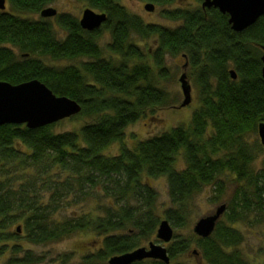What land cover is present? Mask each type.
Here are the masks:
<instances>
[{
  "label": "trees",
  "instance_id": "trees-1",
  "mask_svg": "<svg viewBox=\"0 0 264 264\" xmlns=\"http://www.w3.org/2000/svg\"><path fill=\"white\" fill-rule=\"evenodd\" d=\"M78 1L106 14L99 29H83L70 14L42 18L55 0H9L10 11H0V81L38 80L80 104L81 112L71 119L83 122L63 132L55 131L62 121L38 129L0 127V256L10 252L4 264L44 263L45 256L23 248L20 240L45 246L80 232L100 242L75 264H108L113 256L144 247L162 220L155 212L157 193L143 176L167 179L173 207L162 216L181 228L188 223V204L204 188L212 187L216 201L223 197L225 174L237 183L224 203L226 222L221 217L207 238L196 235L193 254L205 264H251L238 248L243 236L233 223L264 222V161L255 166L264 149L253 139L264 123V16L235 32L227 15L193 0L194 8L163 10L176 24L167 27L145 23L117 0ZM141 1L167 7L178 0ZM102 32L110 36L108 56L98 42ZM151 39L153 49L138 44ZM176 58L187 64V78L197 90L199 105L189 125L126 147L128 126L148 113L175 108L178 98L168 85L169 60ZM60 61L79 63L55 65ZM116 143L119 154L106 155ZM179 156L182 170L175 167ZM173 239L170 264H185L175 260L189 251L192 239ZM61 259L69 263L68 255Z\"/></svg>",
  "mask_w": 264,
  "mask_h": 264
},
{
  "label": "rangeland",
  "instance_id": "rangeland-1",
  "mask_svg": "<svg viewBox=\"0 0 264 264\" xmlns=\"http://www.w3.org/2000/svg\"><path fill=\"white\" fill-rule=\"evenodd\" d=\"M121 5L125 7V9L133 15L139 16L144 20L145 23L152 24H160L163 26H175L174 22L164 18L162 16L163 10L175 9V8H194L198 6V4L194 3L193 0H178L175 4L167 7L155 6L153 12H149L145 9L147 4H152L151 2L141 1V0H117ZM55 8L58 14H70L76 17L78 20L82 17L84 10L88 9L87 5L78 0H55L54 4L49 5L48 8ZM6 10L10 11V3L9 0H6ZM37 19V16L34 17ZM54 28L57 34L60 36L63 35L61 29L56 25L55 20ZM110 41V36L108 32H102L99 37V45L105 51V56H108L106 52V46ZM138 44L142 46V48L153 49L154 40L151 39L146 42L138 41ZM79 62H68V61H60L57 66L63 67L68 66L70 64H78ZM169 65L171 66V79L168 85V89L177 96L178 101L175 104V108L169 109H160L157 110L154 114L148 113L144 118L140 119L136 123L128 126L125 130V137L123 140V144L132 148L135 146L137 141L145 140L149 137L160 135L167 132L168 130L177 127L179 125H189L191 121V117L195 109H197L199 102L197 96V90L192 86V102L189 106L180 108V104L183 101V94L181 91L179 77L186 73L189 76V69L183 63V60L180 58L169 60ZM190 82V81H189ZM82 120L75 119H67L62 121L61 123L56 124L55 131L63 132V131H76L82 125ZM257 138L259 140L258 135L253 139ZM121 147V143H116L110 146L106 151V155L115 156L119 154ZM264 161V153L261 155L256 162V168L261 167L262 162ZM176 169L182 170L185 168V163L182 156H179L175 165ZM143 181L146 185H150L157 193V201L155 204V212L159 214L163 219V213L166 209L173 207L169 197L168 183L165 177H160L157 179H149L146 176H143ZM220 179L225 184V193L221 199H215V194L213 192L212 187L208 186L204 188L199 194L195 195V197L188 204L189 213H188V223L181 228H173L174 235L179 236L181 239H192L190 243V249L185 254L179 256L175 261L182 262L185 264H205L204 261L193 254L196 251L197 247L195 245V234L193 232V227L195 223L202 217H206L211 215L215 209L225 202L228 201L233 195L237 187V183L235 179L229 175L225 174L220 177ZM76 210L81 211L83 207L75 206ZM85 208V207H84ZM224 223L226 222V218L222 217ZM19 224L16 223L14 228ZM233 227L236 228L241 235L243 236V241L238 246L239 250L243 254L244 258L248 260L251 264H264V222L258 223L255 219H252L250 222L239 221L233 223ZM158 230V228H157ZM157 230L155 235L147 242H143L142 246H148L151 242L156 243L158 245H162L165 248H168L172 242L165 244L157 239ZM100 241L97 240L96 236L92 233L80 232L72 237L63 240L58 243L49 244V245H40L33 246L27 244L24 240H20L19 244L22 245L23 248L32 250L36 255H43L46 257L44 263L41 264H62L61 257L64 255L69 256V263L67 264H75L80 263L84 256L91 252H95L98 248V244ZM10 252H5L0 256V264H4V261L9 259ZM60 257V258H59ZM59 258V259H58ZM67 258V257H64ZM63 258V259H64ZM53 259H58L57 261H52Z\"/></svg>",
  "mask_w": 264,
  "mask_h": 264
},
{
  "label": "water",
  "instance_id": "water-1",
  "mask_svg": "<svg viewBox=\"0 0 264 264\" xmlns=\"http://www.w3.org/2000/svg\"><path fill=\"white\" fill-rule=\"evenodd\" d=\"M5 0H0V11L6 9ZM203 9H217L221 14L228 16V23L235 32H242L252 26L261 16H264V0H203ZM153 4H147L145 9L154 11ZM57 15L55 8H45L40 16L53 18ZM104 13H97L88 8L84 10L79 21L81 27L87 31L99 29L106 21ZM264 51V50H263ZM262 77L264 78V54L261 58ZM187 64L184 66L186 67ZM232 78H237L236 73L230 72ZM179 83L183 94L180 108L187 107L192 102V86L183 73L179 77ZM81 112V106L67 97L56 96L46 85L38 80H32L19 85H12L0 81V127L4 125H25L29 129H38L52 125L77 116ZM258 136L264 149V123L258 125ZM226 204L217 207L215 211L206 217L200 218L193 227L195 235L207 238L216 228L217 222L224 215ZM20 233V227H17ZM174 231L168 220L160 221L157 230V239L165 244L173 240ZM146 259L158 260L170 264L167 248L151 242L147 247H140L132 252L113 256L108 264H133Z\"/></svg>",
  "mask_w": 264,
  "mask_h": 264
}]
</instances>
